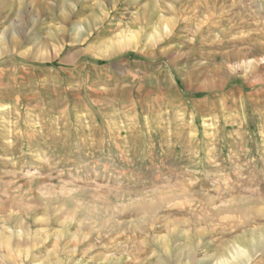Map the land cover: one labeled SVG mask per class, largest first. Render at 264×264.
Masks as SVG:
<instances>
[{"label":"rangeland","instance_id":"1","mask_svg":"<svg viewBox=\"0 0 264 264\" xmlns=\"http://www.w3.org/2000/svg\"><path fill=\"white\" fill-rule=\"evenodd\" d=\"M259 236L264 0H0V264H264Z\"/></svg>","mask_w":264,"mask_h":264},{"label":"bare ground","instance_id":"2","mask_svg":"<svg viewBox=\"0 0 264 264\" xmlns=\"http://www.w3.org/2000/svg\"><path fill=\"white\" fill-rule=\"evenodd\" d=\"M34 55L35 54L30 55L31 58H22V57H18V56L17 57L21 58L25 62H29V60L30 61L31 60H35V59L37 60L36 56H34ZM12 56H13V58L15 57L14 52H13ZM259 237H261V236H259ZM262 237L258 238V243L256 245V251H261V252L264 251V242L262 241ZM247 252H248L247 250H241V249L237 252V256L239 257V259L237 258L238 259V261H237L238 264L249 263L247 261L250 260V257L252 256V254L251 255H247ZM241 261H243V262H241Z\"/></svg>","mask_w":264,"mask_h":264}]
</instances>
